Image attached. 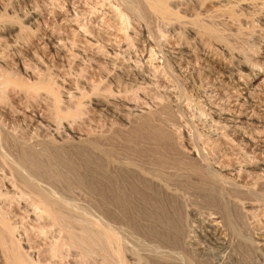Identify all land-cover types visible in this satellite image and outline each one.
<instances>
[{
	"label": "bare ground",
	"instance_id": "1",
	"mask_svg": "<svg viewBox=\"0 0 264 264\" xmlns=\"http://www.w3.org/2000/svg\"><path fill=\"white\" fill-rule=\"evenodd\" d=\"M29 1L0 0V264H40L41 256L64 264L73 253L77 264L90 263L97 257L100 263L102 261V264H203L207 258L214 259L210 260L212 261L210 264H256L255 256H259L264 251V237L260 236L261 224L259 225L256 212L259 204L256 205L253 201V203H249L250 201L247 203L244 201V203L242 199L240 201L239 197L235 195L237 194L235 192L240 189L234 188L235 184L232 186L230 183L232 179L230 180V178L237 176V179L245 175H254L253 177H256V180L259 179L260 182H262L261 179H264V117L257 113L259 107L264 108V104L257 100L259 94H264V89L259 88V85H254L255 81L264 77L260 73V67H258L261 63L259 61V50H261L259 44L264 43V38L261 35L258 36V33L255 34L254 31L244 32L240 26L236 30L240 44L231 45L229 38L227 39L228 42L216 27L212 26L215 29H210L208 26H211L212 23L207 24L208 26L205 25L198 14L209 12L206 10L208 8H205L207 2H213L218 11L229 13L234 21H237L241 15L252 16L257 11H262L263 14L256 24L258 23V27L264 30V0H118L123 7L129 10L128 12L132 11L131 13L140 20L145 18L144 12L161 19L163 28L157 36L159 35L163 42H169L171 35L179 40L176 46L172 45L175 46L173 50L165 48L160 50L162 52L161 59L164 60L163 63L165 64L164 69H166L167 75L170 74V77L173 78V83L176 84L167 83L159 78L158 81L162 80V82H156L161 86L164 84V90L158 89L156 91L154 87L157 83H153V78L147 74H138L137 78L140 81L137 84L140 83V85L135 84V93H132L134 99L133 101L131 99V102H126L125 96L127 94L119 97L120 95H115L109 88L101 91L93 81V83L83 81L82 77L81 80L79 79L80 81H73L74 78L71 79L67 75L68 73L71 75L72 70L70 71V69L72 68L67 65L70 55L65 42L63 43L62 39L53 38L51 34L49 37H45L43 34L44 39L43 36L41 39L44 40L43 46L47 45L45 46L48 51L47 55H52L55 60L51 61L42 54L41 59H43L35 60V63L30 58L34 63L32 66L29 64L31 62L25 63L21 59L22 49H28V46L33 44V37L42 31L41 24H45L44 22L41 23L43 11L38 8L37 0L33 1L34 4L29 3ZM253 1L259 2L254 4ZM41 5L46 7L44 4ZM196 11H199L198 14H195ZM76 13L79 12L76 11ZM117 13H119L118 17L122 24L126 22L125 24L128 25L126 13L123 14V12L118 11ZM78 16L77 14L73 15V21L69 20V23H74L73 26L76 25L74 27L77 30H70L71 35L74 36L77 33L81 34L82 30L85 29V26L82 29L78 23ZM136 16L134 18H137ZM72 24L70 25L71 28L73 27ZM145 27L147 28V26ZM146 31L148 32V30ZM87 33L90 32L86 31L85 37ZM205 36L210 43L205 41ZM189 39L192 41L190 42ZM42 47L33 49V55L37 56V52L44 50ZM126 48L124 49L125 53ZM12 56L16 57H14L16 61H13L14 58L11 59ZM132 62L131 65L134 67ZM74 63V65L80 66L78 58ZM262 63L264 64V62ZM132 70V68L128 69V73ZM118 78L114 79L117 86L121 85ZM153 84H155L153 88L156 92L153 94L152 101H148L144 94H142L143 97L138 96L137 92L139 91L137 90L152 88ZM179 85L183 86L184 90L181 88L183 91L177 89ZM176 90L184 93L188 91L192 96H190L191 100L187 98L189 103L182 105L184 103L181 102V104L177 96L180 92ZM88 97H90L88 105L94 106V109H99L107 116L110 115L111 118L129 127L133 126L132 120L142 121L148 125L150 118L157 117L155 125H151L149 121L151 127L147 129L142 127L141 131L144 129H146L145 132L152 131L150 133L155 134L157 138L156 140L152 139L151 144L154 146L159 142H162L163 145L166 143V145L171 146L169 149L172 153L167 155L163 154L164 152L161 154L159 152L160 155H156L154 151L157 148L154 151L152 150L154 147L150 148L156 156L153 154L154 156L147 157L151 162L148 166H152L154 169L132 161V163L125 164L124 161L115 157L112 148L105 144L112 137L107 136L111 135L110 133L103 132L104 135H101V132L99 136H95L92 128H83L84 124L81 123V120L90 112H88V105L85 104L87 103L85 99ZM192 98L194 99L192 100ZM118 104L123 105V111L117 110ZM193 104L202 112V115L208 116L206 123L209 122L220 128L218 131V128L209 124L207 131L205 129L196 130L195 140L203 144L205 138V141L212 145L211 148H213L214 153H219L223 148L225 156L229 153H235V151L239 152L240 156H238L242 157L240 159L241 165L231 166V163L228 167H214L211 165L215 161L213 155L195 152L198 148L194 146L196 148L194 150L186 142L185 135L178 131V124L180 123L178 117L188 112ZM107 129L109 132L110 128L107 127ZM135 131L137 130L135 129ZM149 132L146 134L150 136ZM133 135L137 136L138 133L132 132ZM132 138L134 139L130 141L131 146L134 147L132 149L136 150L138 143H135V137ZM81 145H87L104 154L108 153L107 156H103L102 164L97 165L104 172L101 173L100 177L98 174L99 187L97 193L95 192L97 198L101 194L104 195L102 192H104V187L106 189V185L103 187V183L106 182L108 186V183H113L112 176L115 173L127 172L126 169H128L129 175L137 180L135 184H146L157 190L156 192L160 190L163 193L168 202L165 203L169 204L167 206V212L170 214V219L167 221L168 226L161 227L157 224L159 222H155L156 218L153 219L152 212L151 214L148 213L150 214L148 217L146 216L148 224L152 223L153 225L154 223L164 230H157L150 225L147 228V240H143V243L138 241L139 238L134 241L133 238L136 236L133 234L131 235V237L134 236L133 240L130 238L132 242H128L129 237L127 236L128 243H136L135 245H137V247H132L135 245L130 244V247L126 245L128 243L114 228L115 226L110 224L112 220L110 219L108 222L107 218L109 217L101 211L103 208V203H100L101 199L99 202L97 201L99 203H97L98 217H88L85 214L89 212H81L79 199H77V195H74L76 191L81 193L79 191L81 188L78 189L81 182H75L78 177L71 181L73 175L67 174L68 169L65 171L66 167L63 168V164L67 165L71 161L69 160V151ZM238 145L241 147L238 148L240 150L237 149ZM220 147H222L221 150ZM185 156L192 158V160L195 159L198 164L197 168L191 164H185V160L183 161ZM258 156H262L263 160L258 161ZM99 157L97 159L100 162ZM211 160L214 161L211 162ZM183 168L189 171L195 170L194 172L201 173L200 176L204 173L212 181L211 185L210 182L209 185L207 182L203 184L204 197H209L210 201L207 200L211 205L210 207L207 204L206 207H210L209 210H212L211 214L208 213L209 218L199 217L195 210H188L189 200L180 198L174 190L172 191L170 186V183L174 181L172 178L178 176L180 179L178 172L183 171ZM169 170H172L173 173L169 174L168 172L167 174L166 172ZM227 179L230 180L228 181L233 188L227 186ZM248 179L250 180V178ZM72 182L74 184L79 183V185L75 186ZM233 182L235 181L233 180ZM236 185L239 187V183ZM245 186L247 187V185ZM255 187L254 189L251 187L253 191ZM109 188L112 187L109 186ZM240 188L243 190L242 187ZM110 192L112 196V191ZM251 192H249L250 195ZM256 193L253 192L252 194L255 195ZM116 195L118 194L116 193ZM260 197L262 199V196ZM160 205L162 206V204ZM153 206L156 205H149L150 208ZM156 207L158 208V206ZM146 208H148L147 205ZM157 208L152 211L157 210ZM159 212L161 211L158 210ZM143 213L142 216H145ZM142 218L144 219V217ZM32 221L37 222L36 227L30 224ZM160 224L163 223L160 222ZM30 225L32 226L30 230L34 229L37 236H34L32 231L27 232ZM139 225L141 224L139 223ZM133 226L135 225L133 224ZM199 226L203 227L204 230H199ZM31 235L37 238L33 240L34 237ZM43 238H49L48 247H41L46 242ZM199 239L206 240L209 245H205L210 246L212 250L207 251L208 248L205 245L199 244ZM155 242L157 243L155 244ZM243 256H246L245 259ZM200 257H206V259Z\"/></svg>",
	"mask_w": 264,
	"mask_h": 264
},
{
	"label": "rangeland",
	"instance_id": "2",
	"mask_svg": "<svg viewBox=\"0 0 264 264\" xmlns=\"http://www.w3.org/2000/svg\"><path fill=\"white\" fill-rule=\"evenodd\" d=\"M30 1H29V3H31V4L32 3L33 4L35 3V2H33L35 0H30ZM42 1L41 0H37V2L39 3V5L37 4V6H39L38 8H40V10L43 11V16H42V19H41V23L44 22L45 24L43 25V24L40 23L42 25V31L39 32L38 34H36L33 37V44L31 43V45L28 46V49L27 48H23L22 49V56H21L22 58L21 59H23V61L25 63L26 62H28V63L31 62L32 63V61L35 63V60H42L43 59V58L41 59L42 54L43 55H46L51 61H54L55 60V59H53L54 57L52 55H47V52L48 51L45 49V46H47V45H44L43 46V44H42L44 42V40H43L44 39V35L43 34H45V37H49L50 34H51L53 36V38H56V39L58 38V40L59 39H62L61 41L63 43L65 42V46H66L67 51L69 52V55H70L69 56V61H68L69 63L68 64L66 63V64L69 65V67L71 66V68H72V69H70V71L72 70L70 72L71 75L69 73L67 75L70 76L71 79L74 78L75 80L74 79H72V80L75 81V82H77L76 80L80 81L81 80V77H82L83 81L84 80H86L87 82H92L93 81L94 84H96V86L101 91L108 90V88H109V89H111L113 91V93L115 95H117V96L120 95L119 97H123V96H125L127 94L125 96L126 97V102H131L130 100L132 99V101H133V99H134L133 98L134 97V94H132V93H135L134 86H135V84L137 86H138V84L140 85V83L137 84V82L140 81L139 78H137L138 77L137 76L138 74H147L148 76H150L151 78L154 79L153 80V83H157V82L160 83V81L162 82V80L166 81L167 83H173V81H172L173 78L170 77V74L167 75L166 69H164L165 68V66H164L165 64L163 63L164 60L161 59L162 58L161 57L162 52H160V50H162V48L173 50L174 47L178 44L179 40H177L176 37H174V36L171 35L170 41L165 43V42L162 41V39H161V37L159 35L157 36V34H160V31L163 28L162 27L163 24L161 23V19L157 18L156 16H152L150 13L144 12L145 14L144 13L143 14H144V17L145 18L144 19L142 18L144 21L143 20H140V18H138L136 15H134V14L131 13L132 11L128 12L129 10H127L125 7H123L121 5L120 1H118V0H109V1H107V0H104V1L103 0H42ZM258 2L259 1H253L252 3L258 4ZM40 3L41 4H44V6L46 5V7H43V5H41ZM206 4H205V8H208L206 10H208L209 12H205L206 14L204 12H200V14H198L199 11H196L195 14L200 15V18H201L202 22L203 21L205 22L204 23L205 25H207V24L210 25L212 23L211 26H208L207 25L210 29L213 28V27H216V29L220 30L222 32L221 34L224 37H226V40L229 38L228 40L230 42L227 40L229 42V44H231V45H233V44L234 45H236V44L239 45L240 44V39L237 37V31H236L238 29V27H240V26H242L241 28L243 29L244 32L254 31L255 34L258 33V36L261 35V37L264 38V30H262L260 27H258L259 26L258 23L256 24L257 20L263 14L262 11H257L252 16H249V15H244L243 16V15H241L239 17V19H237V21H234L231 18V16H230L229 13H227V12H223L222 13V12L218 11L217 9H215V4H213V2H207ZM46 9H47V11H46ZM116 10L118 12H121V13L123 12V14L126 13L125 15H126V17H128L127 19L129 21V23H128L129 26L125 24L126 22L122 24V22L120 21V18L118 17V14L119 13H117ZM76 11L79 12V13H76ZM76 14L79 15L78 16L79 17V20H78L79 22L78 23L82 26V29L85 28L87 32L89 31L91 33V34L90 33H87V36L90 35L89 37H87V36L85 37V34H86L85 29L82 30L85 33L79 32L82 35L81 34H78V33H77L76 36H74L73 34L71 35L72 29H74V30H77V29H76V27H74L76 25L73 26L74 23L72 24V22H70L72 24V26H73L71 28V26H70L71 24L69 23V20L73 21L72 20L73 19V15L75 16ZM71 15H72V17H70ZM215 15H216V17H215ZM135 16L138 19L137 18H134ZM227 18H229V19H227ZM145 19H148V20L145 21ZM240 21H241V23L242 22L243 23L241 24ZM239 24H241V25H239ZM122 26H124V27H122ZM145 26H147V28ZM213 29H215V28H213ZM146 30H148V32ZM45 31H46L47 34L45 33ZM47 31L49 32V34H48ZM42 36H43V39H41ZM54 36H56V37H54ZM204 38H205V41L206 42H209L208 41L209 39L206 36ZM171 40H173V41L171 42ZM189 40H190V42L192 41L191 39H189ZM126 42H128V43H126ZM172 45H175V46H172ZM39 47H42V49H44V50H40L39 52H37V54H38L37 56L38 57L36 55L34 56L33 55V52H34L33 49H37ZM259 47L261 49V50H259L260 51L259 52L260 53V60L259 61L261 63H259L260 66H258V67H260L259 68L260 73H262V76H264V73H263L264 72V64L262 63V62H264V43H260L259 44ZM125 48H126V53L127 54L124 52V49ZM31 56H33V57H31ZM14 57L12 56L11 59H13ZM30 58L33 59V60L31 61ZM37 58H39V59H37ZM77 58H78V61L80 63V66L74 65L75 64L74 62L77 60ZM14 59H13V61H16V59L15 60ZM131 61H133L135 64L133 62H132V64L135 65V66H137V67H135V66H134L135 68L132 67ZM31 63H29V64L32 66L34 63H32V64ZM55 64H57V63H55ZM129 64H130V67H129ZM131 68L133 70L128 73V69L130 70ZM123 69H125V70H123ZM118 76H120V78H118ZM117 78L119 79V82L121 81L120 82L121 85H119V86H117L116 85V82L114 81V79H117ZM159 78L162 79V80H159L158 81ZM157 84H156L157 87L156 86L154 87L155 84H153L152 88L147 87V89L149 88L148 90L146 89V87H145L146 90H144V89L137 90V91H139V92H137L138 96L139 97H143L142 94H144V96L146 97V99L148 101L149 100L152 101L153 100L152 99L153 98V94L158 89L159 90H162V89L164 90V87H163L164 84L163 83H161V84H163L162 86L159 85V84L157 85ZM173 84H176V83H173ZM123 85H125V86H123ZM254 85H259V88H261V89L263 88L264 89V77H262V79H259V80L255 81ZM158 86H160V87H158ZM153 87L156 89V91L154 90ZM173 88H175V87H173ZM178 88L179 89L182 88L184 90L183 86H180L179 85V87H177V89ZM176 91L177 92L179 91L180 93H182V94L178 93L179 95H177L178 98H179V100H180V103L181 102L184 103V104L181 103L182 105H186L187 103H189L188 100H187V98L188 99L190 98L189 100H191V97L192 96H191L190 93H188V91H187V93H184V92H182L180 90H176ZM150 92H152V93H150ZM130 93H131V95H130ZM183 93H184V95H183ZM257 98H258L257 100L259 102H261L262 104H264V94L263 93L262 94H259V96ZM193 99L194 98H192V100ZM88 101H90V97H88V98L85 99V102H87V103H85L86 106L88 105ZM88 107H89L88 112L90 111L88 113L89 116L88 115L87 116L85 115V116H83L84 119L82 118V120H81V123L84 124L83 125V128H85V129L92 128V131H93V133H94L95 136H99L101 132H102L101 135L103 134V132L104 133L105 132L106 133H110L111 135H107V136H112V137H110L111 140L109 138V140H108L109 143L107 141V143L105 142V144H106V146L108 144L107 147L112 148V152H114L115 157H118L119 159H121V161H124L125 164H129V163H132V162H136V163H139L141 165L148 166L149 163H151V162H149V158H147V157L154 156L155 154L156 155H160L163 152H164L163 154H167V155H170L172 153L170 151V149H169V146L170 145H168V144L166 145V143H164V145H163L162 142H159L160 144L161 143L162 144L160 145L158 143V144H156V145L153 146V144H151V143H152V141L154 139L156 140V138H157L156 135L155 134L153 135L152 133H150L152 131L149 132V130L145 132V130L147 128L151 127V125H155L156 124V122H157L156 118L157 117L150 118L149 121L151 123L148 121V125H147V123L142 122V121H134V120H132V125L133 126L132 127H129V126L124 125L123 123L117 121L116 119L111 118L110 115L107 116L106 113L100 111L99 109H94V106L92 107V105H88L87 108ZM90 107H91V109H90ZM194 107L195 106L193 104V106L190 107L191 109L188 112H185V114H184L185 116L183 114H181V117L182 118L181 117H178L179 118V122H180V123L178 122L179 123L178 124V129H179L178 131L181 132V133H183V135H185L186 142H188L191 145V148L192 149H194V150L196 148L200 149V150L197 149L195 152H199L201 154L203 153V154L213 155V158H214L215 161L214 160H211V162L214 161L215 163H217V164H215L213 162V164H211L214 167L215 166L216 167H220V166L221 167L222 166L228 167V166L231 165V163H232L231 166L241 165L242 161L240 159H242V157H239L240 156V154H238L239 152L235 151V153L234 152L232 154L229 153L228 155L225 156L224 155L225 154L224 153V151H225L224 148H223V150H221L222 147H220V150L221 151L219 153H214L213 148H211L212 145H210L207 141H205V138H204L203 144L200 141L195 140L196 137H194V136L197 133L196 130L198 131V130H201V129H205L207 131V128L209 129L208 126L211 123H209V122L206 123L205 121H207L208 116L207 115H202V112L200 110H198L197 107H195V108ZM123 109H124L123 105H121V104H118L117 105V110L119 112L120 111H123ZM257 113L261 117H264V108L263 107H259V111ZM178 115L180 116V114H178ZM201 117H203V118H201ZM110 124H111V126L112 125H114V126L113 127H111V126L109 127ZM211 125L213 126V124H211ZM99 126H100V128H99ZM107 127L111 129V130L109 129V132H108ZM142 127L143 128L146 127V129H144L143 131H141L142 130ZM213 127L214 128H218V131H220L219 126L216 127V125H214ZM213 127H212V129H213ZM135 129L137 131H135ZM132 132H137L138 135L137 136H135V135L132 136ZM142 132H145V133H142ZM148 132H149L150 136L148 134H146ZM139 135H141V136H139ZM142 136L143 137L146 136L147 138L144 137L145 138L144 139ZM132 137H135V141L136 142L134 140L133 141L135 143H138V145H136V148H137L136 150L132 149L134 147L131 146V142L130 141H132V139H134ZM188 139H189V141H188ZM263 140H264V138H263ZM111 142H112V144H111ZM141 142H143V143H141ZM204 142H206V143H204ZM204 144H205V147H204ZM238 146H237V149L238 148H241L240 146L239 147ZM80 147L79 146L78 147H75V148L72 149V151H69L70 152V156H69L70 159L69 160H71L70 163H72V164L69 163L70 166H69V164H67V165L66 164H63V168L66 167L64 170L66 171V169H68L66 171L67 174L74 176V177L73 176L71 177L72 178L71 181H74L75 180L74 178L77 179V177H78L77 181L75 180V182H81L80 183L81 185L78 187V189L81 188L79 190V191H81V193L76 191L77 194H76V192L74 194L75 196L77 195L76 197H77V199H79L78 202H80L79 203L80 205L79 204L78 205L80 206V211L81 212H83V213H86V211L89 212V213H86L85 214L88 217L89 216L90 217H94V216L95 217H98L99 216V214H98L99 213L98 212L99 209L97 208V203L101 199V202L100 203L101 204L103 203V206H102L103 208L101 209V211H103L104 214H106L109 217V218L106 217L107 220H108V222H109L110 219L112 220V221H110V224L113 227L115 226L114 228L118 230V232L120 233V235L122 237H124L126 243L130 242L131 239L134 236L137 237V238L136 237L133 238L134 241L135 240H138V238H139L138 241L140 243H143V240H147V238H146L147 235H148L147 234V228H149L150 225H151L152 228H156L157 230H159V229L160 230H164L163 228L166 227V226L164 227V225H167L168 226V222L167 221L170 219V214L167 212V206L169 204H167L168 202L166 201L165 196L163 195V193L160 190H158V192H156L157 190L153 189L152 187H149L146 184L145 185H142V184H139V183L138 184H135L137 182V180L134 179V177L132 175H129L130 171H128V169H126L127 172H123L122 171V173L121 172L120 173L119 172L115 173L112 176L113 183H110L109 184L107 182L108 183V186H107L106 182L103 183V187L106 185V189L104 187L103 188L104 189V192H102V193H104V195L101 194L100 196H98L99 198H97V195H95V194L97 193V191H98L97 188L99 187L98 186L99 185L98 184L99 177H100L101 173L102 174L104 173L102 169L98 168V166L101 163L103 156L104 155L107 156L108 153L104 154V153H101L100 151L98 152L96 149H92L91 147H89L87 145H81ZM141 147H143V148H141ZM138 148L139 149L141 148V149L139 150ZM150 148L151 149L153 148L152 149L153 151L155 150V148H157V150L154 151L156 153L154 154ZM162 149H164V150H162ZM238 150H240V149H238ZM149 151L152 152V153H150ZM159 152H160V154H158ZM165 152H167V153H165ZM176 152H177V149H176ZM230 154H231V156H230ZM144 155H146V156H144ZM99 156H101V157H99ZM98 157L100 158L99 159L100 162L97 159ZM90 158H92V159H90ZM145 158H146V160L147 159L148 160L146 161ZM229 159H230V161H229ZM257 160L258 161H260V160L262 161L263 160V157L262 156H260V157L258 156L257 157ZM183 161H184L185 164H188V165L191 164L194 168H197V165L198 164L196 163L195 159L192 160V158H189V157L186 158V156H185L184 159H183ZM226 162H228L229 164L226 163ZM220 164H222V165H220ZM67 166H68V168H67ZM148 167H150L151 169H154L152 166H148ZM185 170H186V168H183V171L181 170V171L178 172L179 173L178 175H179V178L180 179H178V176L177 177L174 176L172 178L174 181L171 179L173 181L172 183H170L171 184L170 185L171 186V189H172V191L174 190V192L177 193V195L180 198L185 199V200H189V202H188V205L189 206H187L188 210H195L196 214L199 217H202L203 216V218H206V217L209 218V214L208 213L211 214L212 210H209L210 207H211V205L209 203L210 200L208 199L209 197L208 198H205L204 197L203 184H206V182H207L208 185H209V182H210V185H211V182L212 181L208 177H206V175L204 173H202V176L204 175L206 177L207 181H206L205 177L203 178L202 176H200L201 173L199 174V172H194L195 170H190V171L189 170H186L185 171ZM70 171H71V174H70ZM171 171L172 170H169L166 173L167 174H168V172H169V174L173 173V171L172 172ZM127 173H128V175H127ZM188 173H190V174H188ZM98 174H99V177H98ZM119 174H121V175H119ZM246 176L247 175H245L243 177H238L237 179H236L237 176H235V178L234 177L233 178H230V180L232 179V182H233V180L235 181L233 183L232 182H230V183L232 184V186L235 184V186H233L234 188L240 189V190H238V192H235V193H237L235 195H237V197H239V200L240 201L243 200V202L245 201L246 203L250 201L249 203L255 202L254 204H256V205L259 204V205H257L259 208L257 207V210L256 209L255 210H256V212L258 214L257 215V218H258V221H259V225L261 224L260 225L261 227L259 226L260 227V231H261L260 232V234H261L260 236L264 237V234H263L264 233V222H263L264 221V211H263L264 210V182H263L264 179H261L262 182H260V180L258 178H257L258 180H256L255 179L256 177L255 178L253 177L254 175H251L252 177L249 176V175H248L249 177L248 176L246 177ZM130 177H132V178H130ZM248 178H250V180ZM251 178L252 179L254 178V179L252 180ZM171 180H170V182H171ZM228 180L229 179H227V181ZM237 180L238 181L240 180V181L238 182ZM229 181H228V185L226 184L227 182H225V185L231 187V184L229 183ZM237 183H239V185H238L239 187H237V185H236ZM254 183L257 184L258 186L255 185ZM73 185L78 186L79 183L78 184H74L73 183ZM245 185H247V187ZM109 186H111L112 188H109ZM180 186H181V189H180ZM244 186H245V189L243 188ZM117 187H119V188H117ZM147 187H149V188H147ZM233 187H231V188H233ZM240 187H242L243 190ZM251 187L253 189L255 187V190L253 191V189ZM257 187H258V189H257ZM108 189L109 190L111 189L110 191H112V196L110 194L111 192ZM118 189H119V191H118ZM140 189H142V190H140ZM246 189H247V191H245ZM105 190H107V191H105ZM121 190H122V192H121ZM115 191H117V192H115ZM246 192H247V194H245ZM249 192H251V195H250ZM253 192H255V193L257 192L258 195H257V193L255 195H253L252 194ZM105 193H106V195H105ZM108 193H109L110 196L108 195ZM116 193L119 195V198H118V195H116ZM238 193H240V194H238ZM120 194H122L123 196L120 195ZM260 196H262V199H261ZM78 197H80V198H78ZM108 197H110V198H108ZM116 199H117V201H116ZM121 199L123 201H119ZM148 199L149 200H152V201L149 202ZM115 201L118 204H116ZM165 202H167V203H165ZM148 203H151V204H148ZM122 204H123V206H122ZM152 204L153 205L155 204L156 206H158V208L156 206H153V207H151L152 208L151 209L149 207V205L152 206ZM160 204H162V206H164V207H162ZM207 204H209V205H207ZM87 205L89 206V208H88ZM146 205H147V207L149 209L146 208ZM206 205L207 206H210V207H206ZM154 208H157V210L152 211ZM158 210L161 211V212L158 213ZM143 212H146L147 214L148 213L151 214V212H152L153 219L155 220V218H156L155 222H159L157 224L160 225L163 228L161 229V227H159L158 225H156L154 223H153V225H152V223H149L148 224V221H146V219H147L146 216L148 217L150 214L147 215L146 213H143ZM107 213H110V214H107ZM142 213L145 216H142ZM163 213H164V215H163ZM154 214H155V217H154ZM112 216H113L114 219L112 218ZM165 216L167 217V219L165 218ZM142 217H144V219ZM163 217L166 220H164ZM158 218H159V221H158ZM257 218H255V219L257 220ZM153 219H151V220L154 221ZM32 222L30 224L33 225V227H36L37 226V222H34V221H32ZM111 222L114 223V224H112ZM160 222L163 223V224L161 225ZM139 223L142 226L139 225ZM133 224L135 226H133ZM31 225H30V227L28 226L29 228H27V226H26V228L28 230L27 232L30 233L32 231L34 234L33 233H31V234H33L34 236H37V235H35L37 233H36V231H34V229L30 230V228L32 227ZM137 227H138V229H136ZM200 228H201V226H199L198 229L199 230H202V231L204 230V229H202L203 227L201 229ZM132 234L134 236L131 237ZM33 235H31V236L34 237ZM35 238H37V237H34L33 240ZM127 238L129 240L128 242H127ZM141 239H142V242H141ZM155 239H157V238H155ZM44 240L46 242L43 241L45 243H43V245H41V247L43 246V248L48 247L49 246V242H50L49 241V238H46ZM200 240L201 239H199V241H198L200 245H203V246L205 244H208L209 245V243L206 240H204V239H202L201 241ZM156 243L157 242H155V244ZM128 244H126V245L127 246H130L131 243H128ZM135 244L136 243H132L131 245H135ZM205 246H206V248H208L207 251L209 249L212 250V248H210V246L209 247L207 245H205ZM132 247H137V245L132 246ZM140 249L142 250L141 247H140ZM211 250H209V252ZM262 252H261L262 255L259 254L260 258H259L258 255L255 256L254 261H255L256 264H264V251H262ZM142 253H143V251H142ZM74 255H75L74 253L72 255H70L67 258V260L64 262V264L65 263L66 264H77L75 262V256ZM202 255H204V254H202ZM202 255H200V256H202ZM44 257H45V259L43 260ZM207 257H214V256H207ZM243 257L245 259L246 256H243ZM200 258L201 259H206V257H204V258L203 257H200ZM40 259H41L40 264H54V262H55V264H59L57 261H51V260H49V258L46 257V256H41ZM208 259H209V262H208ZM212 259L213 258H207V261H205V262L203 261L204 262L203 264H207V263L210 264L212 262L210 260H212ZM87 264H102V261L100 263L99 258L97 257V259H95L92 262L87 263ZM228 264H230V263H228Z\"/></svg>",
	"mask_w": 264,
	"mask_h": 264
}]
</instances>
